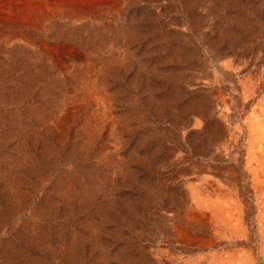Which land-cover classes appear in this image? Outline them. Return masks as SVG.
<instances>
[{
	"label": "rangeland",
	"instance_id": "obj_1",
	"mask_svg": "<svg viewBox=\"0 0 264 264\" xmlns=\"http://www.w3.org/2000/svg\"><path fill=\"white\" fill-rule=\"evenodd\" d=\"M0 264H264V0H0Z\"/></svg>",
	"mask_w": 264,
	"mask_h": 264
}]
</instances>
